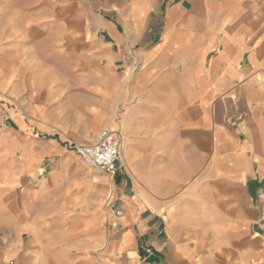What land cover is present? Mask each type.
I'll use <instances>...</instances> for the list:
<instances>
[{
    "label": "crops",
    "instance_id": "1",
    "mask_svg": "<svg viewBox=\"0 0 264 264\" xmlns=\"http://www.w3.org/2000/svg\"><path fill=\"white\" fill-rule=\"evenodd\" d=\"M0 41L27 49L38 94L50 89L34 132L54 128V89L77 87L86 138L108 127L122 141L111 237L107 212L89 206L66 231L78 202L60 204L58 179L43 178L47 223L25 264H264V0H0ZM3 193L0 264L28 232ZM66 233L83 239L56 238Z\"/></svg>",
    "mask_w": 264,
    "mask_h": 264
},
{
    "label": "rangeland",
    "instance_id": "2",
    "mask_svg": "<svg viewBox=\"0 0 264 264\" xmlns=\"http://www.w3.org/2000/svg\"><path fill=\"white\" fill-rule=\"evenodd\" d=\"M11 51L16 52L17 55L8 57L7 70L0 71V193H3L4 181L12 177L21 181L16 189L3 194L7 197L5 207L9 208L11 218L28 226V232L23 234L26 248L18 259H7L5 264H10L11 261L14 264L17 261L19 264H25L23 257L28 255L27 252L34 256L35 247L32 243L35 228L40 225L45 226L47 223V217L40 214V209L45 203H50L48 199L51 196L40 198L37 195L39 180L50 177L58 179L60 204L65 202L67 196L78 202L76 209L65 212L64 218L67 220L61 224L66 231L70 227L68 219L71 214L89 206L107 212L106 232L110 238L113 228L109 219L115 213L112 211L118 207L116 201L110 207L106 204L111 179L99 170L87 166L71 148L75 143L87 144L93 140L86 138L84 134V130L93 123L88 104L78 103L77 99L80 96H88L87 93L83 88L77 87L55 88V101L47 105L53 111L54 128L48 130L50 135L34 132L39 120L35 116L34 109L37 106H45L42 102L48 100L47 94L50 89H40L38 94L35 86L37 73L32 70L34 67L32 59L31 63L26 58L27 49L8 48L6 43L0 41V64L3 54ZM67 79L70 80L66 77ZM102 129L104 128H101L97 134ZM51 138L58 144L59 152L45 155L46 143ZM138 187L140 191H145V185L139 184ZM15 210L19 211L18 216ZM56 238L79 240L83 239V236L66 233Z\"/></svg>",
    "mask_w": 264,
    "mask_h": 264
},
{
    "label": "built area",
    "instance_id": "3",
    "mask_svg": "<svg viewBox=\"0 0 264 264\" xmlns=\"http://www.w3.org/2000/svg\"><path fill=\"white\" fill-rule=\"evenodd\" d=\"M71 147L87 166L99 170L111 180L115 177L122 154V141L113 130L104 128L92 143H75ZM107 200L111 204L113 195H109ZM115 214L122 215L121 211H116Z\"/></svg>",
    "mask_w": 264,
    "mask_h": 264
}]
</instances>
